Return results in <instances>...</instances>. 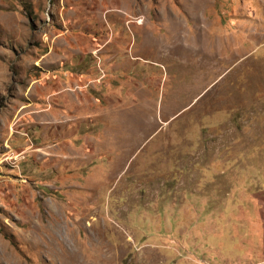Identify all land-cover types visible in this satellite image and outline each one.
Wrapping results in <instances>:
<instances>
[{
	"label": "rangeland",
	"instance_id": "rangeland-1",
	"mask_svg": "<svg viewBox=\"0 0 264 264\" xmlns=\"http://www.w3.org/2000/svg\"><path fill=\"white\" fill-rule=\"evenodd\" d=\"M0 264H264V0H0Z\"/></svg>",
	"mask_w": 264,
	"mask_h": 264
}]
</instances>
